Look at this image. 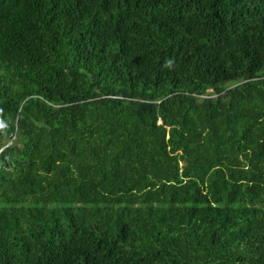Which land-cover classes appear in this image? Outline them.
<instances>
[{
    "label": "trees",
    "instance_id": "1",
    "mask_svg": "<svg viewBox=\"0 0 264 264\" xmlns=\"http://www.w3.org/2000/svg\"><path fill=\"white\" fill-rule=\"evenodd\" d=\"M0 264H264V0H0Z\"/></svg>",
    "mask_w": 264,
    "mask_h": 264
}]
</instances>
